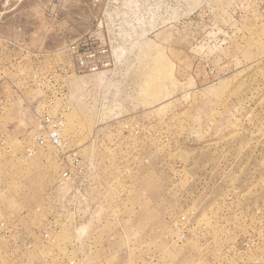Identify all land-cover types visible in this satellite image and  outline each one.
Listing matches in <instances>:
<instances>
[{
	"label": "rangeland",
	"instance_id": "rangeland-1",
	"mask_svg": "<svg viewBox=\"0 0 264 264\" xmlns=\"http://www.w3.org/2000/svg\"><path fill=\"white\" fill-rule=\"evenodd\" d=\"M0 36L45 52L0 156V264H264V0H0ZM84 36L112 69L60 74Z\"/></svg>",
	"mask_w": 264,
	"mask_h": 264
},
{
	"label": "crops",
	"instance_id": "crops-1",
	"mask_svg": "<svg viewBox=\"0 0 264 264\" xmlns=\"http://www.w3.org/2000/svg\"><path fill=\"white\" fill-rule=\"evenodd\" d=\"M42 53L45 52L32 49L25 43L16 42L10 37L0 36V134L10 135L9 140L7 137V140L0 141V156H5L3 158L7 161L11 157L12 148L19 147L11 141L13 134L30 133L32 129L25 117L26 107L29 106L31 88L34 87L42 92L44 79L31 76L29 69L32 56L37 54L43 58ZM67 67L71 71V64ZM14 150L18 151L17 148Z\"/></svg>",
	"mask_w": 264,
	"mask_h": 264
},
{
	"label": "built area",
	"instance_id": "built-area-1",
	"mask_svg": "<svg viewBox=\"0 0 264 264\" xmlns=\"http://www.w3.org/2000/svg\"><path fill=\"white\" fill-rule=\"evenodd\" d=\"M59 1L52 0L55 3ZM61 53L69 60L72 68L70 71L67 66H61L60 74L69 73L75 76L105 74L112 69L114 63L110 48L93 36L80 38L63 48ZM38 127L41 132L46 134V137L38 136L36 138L39 145L49 143L58 152L67 147V142L62 137L65 123L61 118L53 120L43 117L39 119ZM27 153H30V150H27ZM74 162H77V159H74Z\"/></svg>",
	"mask_w": 264,
	"mask_h": 264
}]
</instances>
